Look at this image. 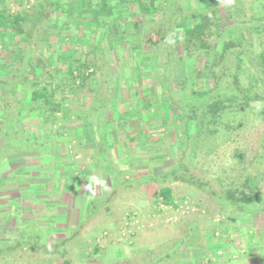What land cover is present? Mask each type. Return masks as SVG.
I'll return each mask as SVG.
<instances>
[{
    "label": "trees",
    "instance_id": "trees-1",
    "mask_svg": "<svg viewBox=\"0 0 264 264\" xmlns=\"http://www.w3.org/2000/svg\"><path fill=\"white\" fill-rule=\"evenodd\" d=\"M3 1L7 0H0V162L13 154L43 151L54 138H61L69 112V119L74 117V124L89 125L94 139L108 135L106 124L113 123L123 126L126 136L136 135L130 143L135 144L137 151L145 145L151 148L149 157L142 163L150 170L125 174L108 158L113 144L102 146L103 161L94 164L110 175L115 192L120 188L153 183H189L209 193L222 211L239 207L252 214H264L263 154L258 153L259 168L253 167L254 171L246 169V173L227 184L217 180V190L213 189L210 179L204 181L197 171L191 170L207 137L218 132L214 126H218L219 120L236 112L239 106L246 108L254 102H264V1L228 0V17L221 4L203 11L191 8L194 14H168L169 6L165 2L161 7L157 6V0H149L148 5L138 1L140 13L117 14L115 6L125 10L127 2L36 0L28 8L24 6L25 0H12L19 4L18 10L12 13L1 8ZM176 6L178 3L174 4L175 10ZM251 9L258 12L253 13ZM153 10L159 14H147ZM89 12L94 14H87ZM246 15L245 24L263 23L262 27L248 29L251 36H256L257 46L249 45V34L236 30L239 19ZM95 34L97 45L92 49L83 41H90ZM240 40H243L242 44ZM144 41L151 44L150 50L143 49ZM216 42L219 43L218 55L210 65L204 60L210 56ZM113 43L115 48L111 47ZM185 61L194 64L192 78H175L177 65ZM250 68L256 69L259 79L254 85L251 86V82L245 87L242 76ZM124 69L130 70L138 79L141 74L155 70L152 77H157L159 85L153 90L143 87V98L136 88L132 95L131 84L128 81L123 84ZM117 78L122 84L118 95L115 90ZM76 99H82L83 103L77 104ZM117 102L124 106L123 111L114 112ZM161 103L168 106L169 118L161 111ZM109 113H112L110 119ZM261 115L264 119V110ZM135 122V128H130ZM158 122L162 123L161 129L166 133L176 135L177 148L183 152L176 164L166 168L165 174L151 170L158 160L171 156L170 151L166 152L168 148L176 146L169 141L165 144L163 136L156 138L157 129L153 128L148 135L144 130V125L156 126ZM29 123L32 125L25 126ZM244 125L228 126V129L238 131ZM38 126L37 134L32 127ZM141 152L146 153V148ZM159 193L166 202L174 200L170 187H162ZM108 201L93 202L92 213ZM227 220L237 223V219L230 216ZM20 228L19 237L17 232H6L4 226H0V264H9L10 256L19 249L32 251L34 245H48L44 242L45 227L27 219ZM210 229L212 237L220 230L213 226ZM236 235H244L246 253L240 254V250L234 248L232 251L239 253V258H223L221 264H247L243 263L250 253L247 240L253 236L249 235V230L243 229ZM221 236V243L214 246L215 250L225 248V239L231 235L222 231ZM13 237L16 245L3 242V239ZM190 241L193 243L192 239ZM190 244L178 243L149 264H171L174 261L184 264L185 255L178 257V252L183 245L189 249ZM258 250L260 255L254 257H258L255 264H264V242ZM202 257L204 255L185 262L201 264Z\"/></svg>",
    "mask_w": 264,
    "mask_h": 264
},
{
    "label": "rangeland",
    "instance_id": "rangeland-1",
    "mask_svg": "<svg viewBox=\"0 0 264 264\" xmlns=\"http://www.w3.org/2000/svg\"><path fill=\"white\" fill-rule=\"evenodd\" d=\"M158 1L161 7L164 6V2H165L164 0L163 1L158 0ZM262 1L264 0H255V2L257 3ZM35 3L36 0H25L24 6L30 8ZM165 3L166 5L171 7V0H167V2ZM18 6L19 4L18 5L15 4L12 0L3 1V3L1 4V8H7L12 13L18 10L17 9ZM161 7L158 8L160 9ZM224 9L226 10V16L227 17L230 16L228 5H225ZM251 12H253L252 9ZM259 12L263 14L262 10H259ZM247 17L248 15H246V17L244 16L241 19H239L240 23H237L238 28L236 30H238L239 33H245L248 35L249 34L248 29L252 28V26L262 27L263 23L260 22L256 23L253 21L254 22L253 24H245L243 22L245 19H247ZM252 37L254 38L253 40H251ZM84 38L86 37L84 36ZM96 39L97 37L95 34L90 41L85 39L86 41L83 42H86L89 48L93 49L94 46L97 45V43H95ZM240 39H241V35H240ZM239 43L242 44L243 40H240ZM248 43L249 45H256V36L254 37L249 34ZM111 47L115 48L116 46L113 43ZM151 47H152L151 44L150 43L148 44L147 41L143 42V49L150 50ZM218 48H219V43L218 42L214 43V48L210 56L204 61L206 62L208 61L210 65H213L218 55ZM243 58L247 59L246 57ZM252 58L253 57L249 59ZM193 67L194 64L191 61L179 62V64L175 69V78L177 79L192 78ZM255 70L256 69L254 68H250L249 70L243 73L242 81L245 87L249 86L251 82H253L251 84L252 86L258 81L259 73H257ZM122 73L124 74L123 84L126 81H128L132 87L131 94L132 93L135 94V88H136L137 90H139L141 98H143L144 96L143 87L147 86L153 90L154 88H157L159 85L157 81V77L154 78L152 77L156 74L155 70L149 71L146 74H141L140 75L141 77H139V79L135 77L136 75L132 76L130 70L128 69H124ZM262 77H264V74H262ZM135 78H137V80H135ZM253 79L255 81H251ZM116 81L117 83L115 90H116V95H118L120 93L122 84L119 83L118 78L116 79ZM125 92H127V89L124 91V93ZM76 102L77 104L83 103L82 99L80 100L78 99ZM160 105H161L160 108L161 111L165 114L167 118H169L170 111L168 109V106L165 103H161ZM123 107H124L123 105H120L117 102L116 104H114L113 107L114 112L119 109L123 111ZM244 108H245L244 106H239L236 112L229 113V115L227 114L226 117L224 116L221 121L219 120L218 126H214V129L218 130V132L216 134H211L208 137L206 136L207 142L204 143L202 151L200 149V152L196 157V163L193 166V169H191L194 170L195 172L197 171V174L200 175L204 181L210 179L213 182L212 186L214 190H217L216 189L217 187H215L216 184L218 183L217 180H222L227 184L230 183L232 180L238 178L242 173L243 174L246 173L245 172L246 169L250 171L252 170L254 171V168L260 167L259 163L256 160L257 158L260 157L258 156V153L263 154L264 156V119L263 116L261 115V112L264 110V102L263 101L254 102L251 104V107L246 106L247 109ZM72 109L74 112V107H72ZM68 113L69 112L66 113V119L63 124L64 126L66 125L67 127L65 130L61 131V133H64L62 137L65 136V134H67L66 136L68 137L67 139H69V135L67 131V129L69 128L68 123L71 121L69 119L71 116L69 117ZM111 117H112V113H109V119ZM243 123H245V125L242 126V128L239 129L238 131H233L231 129H228V126L235 127ZM228 124H233V125H228ZM162 126L163 125L161 122H158L156 126L155 124L153 125L152 128L157 129L156 133L158 134V135L156 134L155 137L158 138L160 136L159 137L160 139L163 136L165 144H168L169 141V144L171 145L175 144L174 146L176 147L171 149L168 148L166 152L168 153L170 151L171 156L166 155L167 157H165L161 161L158 160L159 162L155 164L156 167H154L151 171L156 174H165L166 168H169L170 166L176 164L177 160L183 156L182 150H179L177 148L178 145L176 143L177 140L176 135L166 133L164 130L161 129ZM133 135L134 134L132 133L130 135H127V137H125L126 140L127 141L131 140L130 137H133ZM58 138H54V140ZM120 145H123V143H117L118 147H120ZM132 145H134V143ZM73 146L74 145H71L70 147L72 152L74 151ZM144 147L146 148V153L144 152L141 153H144V155H146L143 158L145 160L149 157L148 153H150L151 148H147L146 145ZM144 147H139V149L141 148V150H143L145 149ZM130 149L131 151L137 152L135 145L131 146ZM141 150H139L138 152H140ZM63 151L65 152L66 148H64ZM144 160L140 161L139 163H136L135 166L141 167L142 169L150 170V167L148 165H144V166L142 165V163L145 162ZM131 167H133L134 169L130 170L129 172L130 174L139 171V169L135 170V167L133 165H131L129 168ZM100 180L102 182L105 181V183L107 181L109 185L113 183V180L111 179L109 174H105V176ZM101 186L105 187L106 184L101 183ZM162 187L171 188L174 200H184V199L194 200L199 204L202 211H204L205 213L189 216L181 220L179 223L169 227H162L159 224H157L156 227H154L153 229L142 230L138 232L136 236H134L133 238L130 239L125 238L121 242H118L116 244H112V245L107 244L106 247L104 248L101 249L98 248L99 252H96V243H95L96 239L99 236H101L104 232L114 230L117 224L120 222V220H122L128 213L139 211L143 216H147L148 214H153L155 212L156 199L157 196L160 194L159 192ZM105 190H106V195L112 194V189L110 187L109 188L107 187ZM74 216L75 215H72L70 217L71 223L74 221ZM218 216L226 217V218L230 216L231 218H236L237 223L230 222L227 219L222 221L223 223L222 222L215 223L214 220ZM96 218H97L96 221L98 220L97 223L92 224L89 227L91 229L88 228L86 234L79 233L80 238L76 239L77 242L76 241L69 242L66 247L62 248V249H67V251H65L63 255L60 256L57 255L54 257L45 256L44 258H41V260L39 259L34 261L32 258L28 256H23L20 259H9L8 263L33 264L32 262L38 261L35 263L63 264L65 261H70L71 264H149L157 256H159L162 253H165L167 250H170L176 244L178 243L190 244L191 243L190 240L192 239L193 243L190 244L191 246L189 245L190 246L189 249H186V246L184 245L179 249L178 257L184 254L185 257H183L184 258L183 263L186 264L185 261L189 260L192 262V260L196 258L199 259L200 255H204V257L201 258L202 259L201 264H205V259L211 257L217 252L214 249L215 248L214 246L221 243V240L220 239L217 240V237L214 234L220 232V234L222 235V231H223L225 234L231 235L230 237L225 239V243H224L225 248L237 249L239 246H244V239H245L243 238L244 235L242 236L236 235L239 234V230L243 229L244 231L249 230V235L253 236L249 238V241L247 240V244H249L250 253L247 257V260L244 261L243 263L246 262L247 264H255L258 262V257L257 258L254 257L260 255L258 248L264 242V214H259V213L252 214L239 207H233L229 210L226 209V211H222L221 208H219L215 204L214 200L210 197L209 193H207L204 189L189 183H182V182H176L171 184L155 183L152 186H150L148 189L141 190L140 192L137 193H134L132 191L127 194L125 193L119 194L113 201L112 205L107 206L106 208H102V210L99 211ZM75 219L78 218L76 217ZM109 220H111L110 223H107ZM222 224L224 225L221 229L220 226ZM233 224L235 225L232 227ZM212 226L214 228L216 227L220 229L213 234V236L215 237H212V233L210 229ZM71 229L72 230L68 232L70 236H72L73 231L76 230L75 228H71ZM233 230H236L238 233L233 232ZM190 234H192L191 238L189 237ZM222 261H223L222 259H218V264H221ZM171 262L173 261L171 260ZM171 264H178V262L175 263L174 261ZM222 264H226V263L223 262Z\"/></svg>",
    "mask_w": 264,
    "mask_h": 264
},
{
    "label": "crops",
    "instance_id": "crops-1",
    "mask_svg": "<svg viewBox=\"0 0 264 264\" xmlns=\"http://www.w3.org/2000/svg\"><path fill=\"white\" fill-rule=\"evenodd\" d=\"M123 1L127 2L124 6L126 9H121L119 5H116L117 14L140 13L138 1L146 5L150 3L149 0ZM164 1L167 2V0ZM227 1L171 0V7L167 9L168 14H194L190 11L191 8L192 10L203 11L212 9L218 4L223 7L227 4ZM176 3H178L177 10L174 9ZM156 4L160 6L158 0ZM127 7H129L128 11ZM184 8H187V12ZM252 11L253 13L258 12L257 9H252ZM87 14L94 13L89 12ZM147 14H159V12L153 10L148 11ZM73 121L74 117L71 118L70 122L68 121L69 139L65 134L61 139L52 140L43 151L21 155L13 154L0 162V226L3 225L6 232H17L20 237V227L25 224L27 219L32 220L34 224L46 228L44 242L48 244L46 247L34 245L32 251H28L27 248L19 249L14 256H10V259H20L23 256H28L34 261L41 260L45 256L63 255L67 249L62 248L66 247L69 242H75L77 238H80L79 233L86 234L87 229L92 224L97 223L96 216L99 211L112 205L119 194H127L132 191L137 193L155 184L120 188L116 192L114 191V181L111 185L107 181L106 183L105 181L102 182L106 184L105 187H102L101 184H94L92 177L100 180L105 174H108L99 170L94 164L103 161V145L108 147L113 144L114 147L109 151L108 158L115 166H119L121 173L125 174L134 169L133 167L129 168L131 165L135 167V170H142L141 167L135 165L144 160L143 158L146 155L138 151H131L130 147L135 144L132 145L130 142L136 135H133V137H130L131 140L127 141L123 126L107 123L106 131L109 134L104 137L105 139L100 137L94 139L88 124H74ZM27 122L32 121L27 120ZM29 125L32 124H25V126ZM135 126L136 123H132L130 128H135ZM152 127L153 125H144L146 135L153 129ZM32 128H34L33 132L38 134L40 127ZM117 143H123V145L118 147ZM71 145H74L75 152L70 149ZM63 146L66 148L65 152ZM54 169H56V172ZM53 175H55L54 178ZM89 184L92 185L91 189L88 187ZM107 187L112 189V194L106 195L105 189ZM106 200H109L108 203L102 204L95 213H92L93 202H105ZM72 215L75 216L74 221L71 223L70 217ZM76 217L78 219H75ZM110 221L107 223H110ZM71 228L76 229L73 231L72 236L68 233L72 230ZM3 242H7L11 246L16 245L14 237L3 239ZM96 250H98L97 246ZM35 262L32 263L36 264Z\"/></svg>",
    "mask_w": 264,
    "mask_h": 264
},
{
    "label": "built area",
    "instance_id": "built-area-1",
    "mask_svg": "<svg viewBox=\"0 0 264 264\" xmlns=\"http://www.w3.org/2000/svg\"><path fill=\"white\" fill-rule=\"evenodd\" d=\"M155 206V212L147 216H143L139 211L128 213L120 220L114 230L104 232L96 239V246L101 249L106 247L107 244L112 245L121 242L125 238H133L138 232L153 229L157 224L162 227H169L189 216L205 213L194 200H173L169 203L160 194L157 196ZM225 219L227 218L218 216L214 221L215 223H221ZM214 235L217 237V240H222L220 232ZM232 249L234 248L217 249L214 255L205 259V264H218V259L223 258L238 259L240 254L246 253L244 246L237 248L240 250V254L232 251Z\"/></svg>",
    "mask_w": 264,
    "mask_h": 264
},
{
    "label": "clouds",
    "instance_id": "clouds-1",
    "mask_svg": "<svg viewBox=\"0 0 264 264\" xmlns=\"http://www.w3.org/2000/svg\"><path fill=\"white\" fill-rule=\"evenodd\" d=\"M92 182H93L94 184H101V183H102V181L99 180V179L96 178V177H92ZM88 187H89V189H91L92 185L89 184Z\"/></svg>",
    "mask_w": 264,
    "mask_h": 264
}]
</instances>
